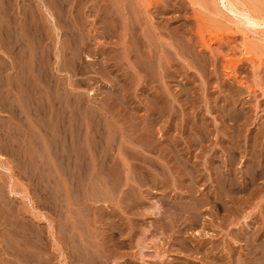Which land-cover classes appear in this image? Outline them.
<instances>
[{"label":"rangeland","instance_id":"obj_1","mask_svg":"<svg viewBox=\"0 0 264 264\" xmlns=\"http://www.w3.org/2000/svg\"><path fill=\"white\" fill-rule=\"evenodd\" d=\"M0 6V264H235L246 233L259 237L264 255V25L248 18L264 16V0H1ZM3 42L17 49L9 52ZM257 161L256 181L247 172ZM226 164L240 185L223 196L230 214L206 206L199 224L183 228L178 240L154 222L145 239L155 249L139 257L123 203H144L155 195L152 184L171 203L191 184L223 186ZM156 249L168 257L154 258ZM104 250L114 255L106 259Z\"/></svg>","mask_w":264,"mask_h":264},{"label":"bare ground","instance_id":"obj_2","mask_svg":"<svg viewBox=\"0 0 264 264\" xmlns=\"http://www.w3.org/2000/svg\"><path fill=\"white\" fill-rule=\"evenodd\" d=\"M61 1V0H60ZM0 2H1V0H0ZM4 2V1H3ZM6 2V1H5ZM8 2V1H7ZM122 3H123V1H122ZM3 4V3H2ZM229 4H231V6L233 7L234 6V4L233 3H229ZM5 5V4H4ZM3 6V5H2ZM12 6V5H11ZM1 7V6H0ZM4 7H6V6H4ZM8 7V6H7ZM14 7V6H13ZM61 7V6H60ZM255 8V7H254ZM1 9V8H0ZM97 9V8H96ZM212 9V8H211ZM237 9V8H236ZM239 9V8H238ZM104 10V9H103ZM233 10V9H232ZM0 11H4V9L3 10H0ZM12 11V10H11ZM15 11V10H14ZM235 11V10H234ZM233 11V12H234ZM241 11V10H240ZM261 11V10H260ZM7 12V11H6ZM232 12V11H231ZM235 12H239V11H235ZM248 12V11H247ZM246 12V13H247ZM250 12H252V11H250ZM249 12V13H250ZM241 13H243V9H242V11H241ZM260 13V12H259ZM2 14V13H1ZM257 14V13H256ZM262 14V13H261ZM8 15V14H7ZM240 15H242V14H240ZM244 15V14H243ZM258 15V14H257ZM9 16V15H8ZM78 16V15H77ZM249 16V15H248ZM2 17H5L4 15H2ZM10 17H12V16H10ZM9 18V17H8ZM245 19H246V17H244ZM250 20H251V23H252V25H254V26H258V28H259V26H262L263 27V25H264V16H262V15H258L257 17H251V16H249L248 17ZM247 18V19H248ZM2 19H4V18H2ZM6 20H7V18H5ZM4 19V20H5ZM12 19H14V18H12ZM235 20V19H234ZM241 19H240V17H239V21H240ZM14 21V20H13ZM12 21V22H13ZM16 21V20H15ZM237 21V20H236ZM235 21V22H236ZM1 22V21H0ZM7 22H9V21H7ZM234 22V23H235ZM241 22V21H240ZM245 22V21H244ZM243 23V22H242ZM14 24H15V22H14ZM239 24V23H238ZM2 25V24H1ZM7 25H9L8 23H7ZM15 25H17V24H15ZM240 25V24H239ZM3 26V25H2ZM1 26V27H2ZM5 26V25H4ZM33 26V25H32ZM9 27H12V25L11 26H9ZM245 27H246V25H245ZM262 27H260V28H262ZM14 28V27H13ZM23 28V27H22ZM29 28V27H28ZM32 28V27H31ZM34 28V27H33ZM259 28V29H260ZM264 28V27H263ZM2 29V28H1ZM5 29H6V27H5ZM246 29V28H245ZM248 29H252V28H248ZM255 29V28H254ZM3 30V29H2ZM10 30H12V28L11 29H9V31ZM35 30V29H34ZM257 31H261V30H258V29H256ZM256 30H255V32H256ZM6 31L7 32H9L7 29H6ZM16 31V30H15ZM31 31V30H30ZM74 31V30H73ZM264 31V30H263ZM3 32H5V31H3ZM11 32V31H10ZM12 32H13V30H12ZM19 32V31H18ZM23 32V31H22ZM253 32H254V30H253ZM253 32H251V33H253ZM262 32V31H261ZM21 33V32H20ZM3 34V33H2ZM5 34H6V32H5ZM14 34H16V32H14ZM13 34V35H14ZM37 34V33H36ZM8 35V34H7ZM32 35V34H31ZM6 36V35H5ZM9 36H10V33H9ZM15 36V35H14ZM145 36V35H144ZM8 37V36H7ZM19 37H20V34H19ZM1 38V37H0ZM3 38V40H5V42H6V39H4V37H2ZM125 38V37H124ZM10 39V38H9ZM12 39V38H11ZM10 39V42L8 43V44H10V43H12L11 40ZM14 39V38H13ZM16 39V38H15ZM2 40V41H3ZM39 40V39H38ZM15 41V40H14ZM37 41V40H36ZM0 42H1V40H0ZM5 42H3V43H5ZM17 42V41H16ZM26 43V42H25ZM2 44V43H1ZM1 44H0V46H1ZM8 44L6 45V43H5V46H7L8 47V50H9V46H8ZM14 44H16V43H14ZM35 44V43H34ZM12 45V44H11ZM21 45H23V44H21ZM38 45V44H37ZM18 46V45H17ZM16 46V47H17ZM11 47H14V46H10V50H9V52L10 51H12L14 48H12V50H11ZM21 48V47H20ZM23 48V47H22ZM25 48V47H24ZM37 48H39V47H37ZM17 48H15V50H16ZM2 50V49H1ZM0 50V51H1ZM5 50V49H4ZM21 50V49H20ZM22 51H23V49H22ZM24 51H25V49H24ZM23 51V52H24ZM2 52H3V50H2ZM6 52V51H5ZM34 52V51H33ZM37 52V51H36ZM11 54H12V52H11ZM19 54V53H18ZM23 54V53H22ZM130 54V53H129ZM7 54H5V56H6ZM3 56V55H2ZM4 56V57H5ZM23 56V55H22ZM43 56V55H42ZM7 57H9V56H7ZM11 57V56H10ZM21 57V56H20ZM28 57V56H27ZM0 58H2V57H0ZM6 58V57H5ZM15 58H17V57H15ZM4 59V58H3ZM147 59V58H146ZM163 59V58H162ZM1 60V59H0ZM17 60H18V58H17ZM22 61V60H21ZM29 61V60H28ZM38 61H39V59H38ZM166 61V60H165ZM18 62V61H17ZM30 62V61H29ZM191 62V61H190ZM19 63V62H18ZM40 63V62H39ZM3 64V63H2ZM5 64V63H4ZM8 64V63H7ZM21 64V63H20ZM19 64V65H20ZM22 64H24V63H22ZM28 64V63H27ZM26 64V65H27ZM165 64V63H164ZM0 65H1V63H0ZM39 65V64H38ZM190 65V64H189ZM257 65V64H256ZM260 65V64H259ZM18 66V65H17ZM24 66V65H23ZM31 66V65H30ZM19 67V66H18ZM134 67V66H133ZM138 67V66H137ZM163 67V66H162ZM4 68V67H3ZM2 68V69H3ZM8 68V67H7ZM20 68H21V66H20ZM30 68V67H29ZM33 70V69H32ZM6 72H7V70H5ZM23 71H24V69H23ZM22 71V72H23ZM35 72V71H34ZM2 73H0V75H1ZM32 74V73H31ZM3 75V74H2ZM22 75H23V73H22ZM34 75H36V74H33V76ZM32 76V77H33ZM0 77H2V76H0ZM23 77V76H22ZM3 78H4V76H3ZM23 78H25V77H23ZM44 78V77H43ZM42 78V79H43ZM2 79V78H1ZM35 79V78H34ZM46 79V78H45ZM3 80V79H2ZM23 80V79H22ZM21 80V81H22ZM20 81V82H21ZM35 81V80H34ZM150 81V80H149ZM6 82V81H5ZM14 82V81H13ZM23 82V81H22ZM138 82V81H137ZM10 82H8V84H9ZM23 85V84H22ZM24 86V88H25V86L26 85H23ZM23 86H21V87H23ZM159 86V85H158ZM0 87H2V86H0ZM29 87V86H28ZM27 87V88H28ZM39 87V86H38ZM2 88H4V87H2ZM30 89V88H29ZM35 89V88H34ZM10 91V90H9ZM35 91V90H34ZM1 92V91H0ZM29 92V91H28ZM44 92V91H43ZM32 93V92H31ZM35 93H36V91H35ZM35 93H34V95H35ZM92 94V93H91ZM33 95V94H32ZM33 95V96H34ZM5 98H7V97H5ZM40 98V97H39ZM35 102V101H34ZM33 102V103H34ZM32 103V104H33ZM6 104V103H5ZM11 105V104H10ZM10 105H9V107H10ZM39 106V105H38ZM29 107V106H28ZM11 108V107H10ZM27 108V107H26ZM32 108V107H31ZM15 109V108H14ZM9 110H11V109H9ZM33 110V109H32ZM39 110V109H38ZM5 111V110H4ZM19 111V110H18ZM159 111V110H158ZM20 112V111H19ZM38 112V111H37ZM11 113V112H10ZM223 114V113H222ZM22 115V114H21ZM66 115V114H65ZM31 116V115H30ZM34 116V115H33ZM239 116V115H238ZM53 117V116H52ZM94 117V116H93ZM65 118V117H64ZM99 118V117H98ZM226 118V117H225ZM16 120V119H15ZM228 120V119H227ZM18 121V120H17ZM2 122V121H1ZM91 123V122H90ZM93 124V123H92ZM97 124V123H96ZM91 126V125H90ZM202 126V125H201ZM38 127V126H37ZM143 127V126H142ZM228 127V126H227ZM100 128V127H99ZM229 128H231V127H229ZM94 129V128H93ZM95 131H96V129H95ZM99 131H100V129H99ZM193 131V130H192ZM191 132V131H190ZM189 131H188V134L190 133ZM43 133V132H42ZM192 134H193V132H192ZM193 135H195V134H193ZM145 136V135H144ZM200 136V135H199ZM204 136V135H203ZM233 136V135H232ZM18 137V136H17ZM191 137V136H190ZM195 137V136H194ZM198 137V136H197ZM196 137V138H197ZM97 138V137H96ZM141 138V137H140ZM202 138V137H201ZM230 139V138H229ZM233 139V138H232ZM236 139V138H235ZM203 140V139H202ZM199 141V140H198ZM138 142V141H137ZM130 143H132V142H130ZM199 143V142H198ZM92 144V143H91ZM36 145V144H35ZM137 145V144H136ZM100 146V145H99ZM133 146V145H132ZM135 146V145H134ZM141 146H142V144H141ZM139 147V146H138ZM144 147H145V145H144ZM143 147V148H144ZM64 148V147H63ZM141 148V147H140ZM226 148H228V147H226ZM145 149V148H144ZM171 149V148H170ZM57 150V149H56ZM224 150V149H223ZM230 151H231V148L229 149ZM226 151V150H225ZM234 151V150H233ZM133 152V151H132ZM261 152V151H260ZM138 153V152H137ZM228 153H230V152H228ZM236 153V152H235ZM257 153V152H256ZM133 154H135L134 152H133ZM140 153H138V155H139ZM173 154V153H172ZM178 154V153H177ZM260 154V153H259ZM258 154V155H259ZM262 155H264L263 154V152L261 153ZM227 155V154H226ZM228 155H231V153L230 154H228ZM237 155H238V153H237ZM255 155V154H254ZM83 156V155H82ZM128 156H129V154H128ZM141 156V155H140ZM212 156V155H211ZM210 156V157H211ZM137 157V156H136ZM175 157V156H174ZM178 157V156H177ZM228 157V156H227ZM236 157V156H235ZM240 157H242V155L240 156ZM239 157V158H240ZM259 157V156H258ZM130 158H132V157H130ZM229 158V157H228ZM237 158V157H236ZM243 158V157H242ZM254 157H252V159H253ZM184 159V158H183ZM188 159V158H187ZM223 159V158H222ZM129 160V159H128ZM135 160V159H134ZM147 160V159H146ZM177 160V159H176ZM179 160V159H178ZM233 160V159H232ZM244 160V159H243ZM251 160V159H250ZM140 161V160H139ZM142 161V160H141ZM185 161V160H184ZM213 161V160H212ZM211 161V162H212ZM234 161H235V159L233 160V163H234ZM239 161V160H238ZM252 161V160H251ZM254 161L255 160H253V163H254ZM125 162V161H124ZM127 162V161H126ZM132 162V161H131ZM147 162V161H146ZM193 162V161H192ZM191 162V163H192ZM211 162H210V164H211ZM258 163L256 164V162H255V166L253 167V170H252V168H251V171H249V169H248V172H247V174L248 175H250V177H249V179L251 178V179H255V177L258 175V172L256 171L257 169L256 168H258L260 165H261V160H260V162L259 161H257ZM130 163V162H129ZM226 163V162H225ZM240 163V162H239ZM252 163V164H253ZM85 164V163H84ZM96 164V163H95ZM125 164V163H124ZM132 164H134V163H132ZM219 164V163H218ZM249 164V163H248ZM264 164V163H263ZM216 165H217V163H216ZM229 165H232L231 163L229 164ZM229 165L228 164H226V165H223L222 166V168H223V170H222V179H224L223 180V183H221V182H218V184L219 183H221V184H223V186L221 185L220 187H219V185H217L218 187H213V185L211 186H209V187H207V189H205V188H202V189H197L195 186H194V184L192 185H188V186H186V190L185 191H183V192H181L180 194H175L176 196H175V201H173V202H175V203H171L170 202V198H168L167 199V191H163V190H159L160 188H159V186L158 185H154V184H152V186L150 187L151 189H153L154 190V192H155V195H148L147 197H146V201L143 203L141 200H133V198H132V200L130 201V205H127V206H125V202L123 203V205H124V207L122 208V213L123 214H125L126 215V217H127V219H129V224H130V230H131V233H132V235H134L135 236V238H137V240H134V241H137V246L139 247L138 249H139V251H140V253H139V257H141L143 260H146L147 259V254L144 252V249H155V248H152V246H150L149 245V243H147V241H146V239H145V237H146V235H145V233L147 232V231H149V229H151L150 227L151 226H153L154 225V222H158V224L160 225V227H161V232H164V230L166 231V229H168L169 230V228H170V232H172V234H174L175 233V237L177 238V240H178V235H180L182 232H183V228H185V227H189V228H193L194 226H196V225H198L199 224V220L201 219L200 217V212H202V209L204 208V207H215L218 211L219 210H223V211H227V212H229V208H231V207H228V204H226V202H224L223 201V196H224V194H229L230 192H234V191H236V190H234L235 189V187H236V185L238 184L239 185V183H238V181H237V179H234L233 177H231V175H232V172H231V174H230V172H228L227 170L230 168V167H232L233 168V166L234 165H232V166H230L229 167ZM238 165V164H237ZM240 165H242V164H240ZM239 165V166H240ZM143 166V165H142ZM221 166V165H220ZM262 166V165H261ZM264 166V165H263ZM136 167V166H135ZM152 167V166H151ZM159 166H157V168H158ZM244 167H246V166H244ZM251 167V166H250ZM132 168V167H131ZM139 168V167H138ZM155 168V167H154ZM162 168V167H161ZM188 168V170H189V172H187L188 173V175H191V176H193V174H195V173H193L194 171V169L192 170V168H190L189 167V164H186V169ZM195 168V167H194ZM205 168V167H204ZM221 168V169H222ZM239 168V167H238ZM237 168V169H238ZM133 169H134V167H133ZM143 169V168H142ZM145 169V168H144ZM142 170V171H145V170ZM156 169V168H155ZM158 169H160V168H158ZM163 169V168H162ZM177 169V168H176ZM176 169H174V170H176ZM197 169V168H196ZM214 169H216L215 167H214ZM241 169V168H240ZM244 169V168H243ZM8 170V169H7ZM130 170V168L128 169V172H130L129 171ZM134 170H137V168L136 169H134ZM134 170H132V173H133V171ZM147 170H149V169H147ZM161 170V169H160ZM172 170V169H171ZM188 170H186V171H188ZM204 170V169H203ZM218 170H219V168H218ZM234 170V169H233ZM242 170V169H241ZM262 170H263V168H262ZM127 171V170H126ZM138 171V170H137ZM140 171V170H139ZM155 171V170H154ZM163 171L165 172V170L163 169ZM166 171H168V170H166ZM182 171V170H181ZM186 171L184 172V173H186ZM207 171V170H206ZM216 171V170H215ZM221 171V170H220ZM227 171V172H226ZM234 171H236V170H234ZM85 172V171H84ZM158 172V171H157ZM162 172V171H161ZM173 172V171H172ZM175 172V171H174ZM219 172V171H218ZM242 172V171H241ZM241 172H240V174H241ZM263 173H264V171H262ZM136 173V172H135ZM143 173V172H142ZM171 173V172H170ZM175 173H177V171L175 172ZM183 173V172H182ZM202 173V172H201ZM211 173V172H210ZM220 173V174H221ZM235 173V172H234ZM218 174V173H217ZM245 174V173H244ZM126 175V174H125ZM187 175V176H188ZM219 175V174H218ZM218 175H216V176H218ZM129 176V175H128ZM137 176H138V174H137ZM143 176V175H142ZM181 176H183L182 174H181ZM191 176H188V179H190V177ZM219 176H221V175H219ZM239 176V175H238ZM243 177H244V175H242ZM259 176H260V179L262 178V175H260L259 174ZM134 177V176H133ZM149 177H150V175H149ZM165 177V176H164ZM184 177V176H183ZM182 177V178H183ZM241 177V176H240ZM130 178V177H129ZM141 178V177H140ZM139 178V179H140ZM143 178V177H142ZM142 178H141V180H142ZM210 178V177H209ZM125 179V178H124ZM127 179V178H126ZM152 179H154V178H152ZM155 179H157V178H155ZM169 179V178H168ZM172 179V178H171ZM173 179H174V177H173ZM184 179V178H183ZM194 179H196V178H194ZM217 179H220V178H218L217 177ZM240 179V178H239ZM246 179V178H245ZM249 179H248V181H249ZM257 179H258V177H257ZM121 180V179H120ZM119 180V181H120ZM205 180V179H204ZM209 180V179H208ZM221 180V179H220ZM256 180V179H255ZM133 181H134V179H133ZM140 181V180H139ZM241 181H244V180H241ZM253 181V180H252ZM251 181V182H252ZM257 181V180H256ZM147 182H149V181H147ZM175 182V181H174ZM176 182H177V180H176ZM179 182V181H178ZM189 182V181H188ZM191 182H193V181H191ZM195 182V181H194ZM196 182H198V180L196 181ZM245 182V181H244ZM250 182V181H249ZM250 182V183H251ZM112 183V182H111ZM110 183V184H111ZM142 183H144V182H142ZM182 183V182H181ZM203 183V182H202ZM211 183V182H210ZM129 184V183H128ZM137 184V183H136ZM136 184H135V186H136ZM138 184H140V182L138 183ZM145 184V183H144ZM147 184V183H146ZM145 184V185H146ZM178 184V183H177ZM179 184H180V182H179ZM183 184V183H182ZM199 184V183H198ZM243 183H241V185H242ZM248 184V183H247ZM255 184H256V182H255ZM254 184V185H255ZM260 183H258V184H256V185H259ZM160 185V184H159ZM167 184H165V187H167L166 186ZM171 185V184H170ZM175 185V184H174ZM181 185V184H180ZM119 186V185H118ZM125 186V185H124ZM138 187H139V185H137ZM183 186V185H182ZM208 186V185H207ZM240 186V185H239ZM248 186V185H247ZM249 186H250V184H249ZM99 187V186H98ZM143 187V186H142ZM145 187H147V186H145ZM260 187V186H259ZM120 188H121V186H120ZM123 188V187H122ZM121 188V189H122ZM141 188V187H140ZM144 188V187H143ZM148 188V187H147ZM169 188V187H168ZM173 188H176V187H173ZM238 188L239 187H237V190H238ZM249 188V187H248ZM256 188V187H255ZM240 189V188H239ZM257 189H258V186H257ZM172 190V189H171ZM242 190V189H241ZM246 190V189H245ZM120 191H122V190H120ZM143 191V190H142ZM175 191V190H174ZM177 191V190H176ZM240 191V190H239ZM247 191V190H246ZM254 191V190H253ZM258 191V190H257ZM13 192V191H12ZM123 192V191H122ZM151 192H153V191H151ZM172 192V191H171ZM180 192V191H179ZM224 192V193H223ZM241 192V191H240ZM244 192V191H243ZM250 192V191H249ZM252 192V191H251ZM255 192V191H254ZM254 192H252V193H254ZM126 193H129L128 191L126 192ZM136 193V192H135ZM145 193V192H144ZM177 193V192H176ZM237 193V192H236ZM226 194V195H227ZM235 194V193H234ZM147 195V194H146ZM256 195V194H255ZM128 196V195H127ZM136 196V195H135ZM228 196V195H227ZM226 196V197H227ZM233 196H235V195H233ZM237 196L238 195H236V198H237ZM212 197H214V199H212ZM229 197V196H228ZM126 198V197H125ZM144 198V197H143ZM141 199V198H140ZM229 199V198H228ZM239 199V198H238ZM94 200V199H93ZM98 200V199H97ZM143 200H145V199H143ZM241 200V199H240ZM109 201V200H108ZM129 201V200H128ZM229 201H230V203H231V200L229 199ZM239 201V200H238ZM257 201V200H256ZM95 202V201H94ZM98 202V201H97ZM115 202V201H114ZM119 202V201H118ZM234 202V201H233ZM129 203V202H128ZM152 204L151 205V207H148L147 205L148 204ZM121 204V203H120ZM127 204V203H126ZM233 204V203H232ZM235 204H236V202H235ZM238 204H240V203H238ZM230 205V204H229ZM255 205V204H254ZM256 206V205H255ZM118 207H119V205H118ZM206 207V208H207ZM210 207V208H211ZM234 207V206H233ZM232 207V208H233ZM240 208H242L241 206H239ZM238 207V208H239ZM3 209V208H2ZM83 209V208H82ZM215 209V210H216ZM236 209V208H235ZM234 209V210H235ZM217 210H216V212H217ZM232 210V209H231ZM237 210V209H236ZM249 210V209H248ZM222 211V212H223ZM233 211V210H232ZM220 212V211H219ZM218 212V213H219ZM234 212V211H233ZM232 212V213H233ZM237 212H238V210H237ZM240 212V211H239ZM247 212V211H246ZM89 213V212H88ZM98 213V212H97ZM204 213V212H203ZM224 213V212H223ZM241 213V212H240ZM240 213H239V215H240ZM100 214V213H99ZM216 214V213H215ZM228 214V213H227ZM229 214H230V212H229ZM249 214V213H248ZM107 215V214H106ZM232 215H234V214H232ZM236 215H237V213H236ZM108 216V215H107ZM119 216V215H118ZM134 216H141L142 217V219L141 220H138V221H136V220H133L134 219ZM217 216V215H216ZM218 216H221L220 214H218ZM228 216V215H227ZM230 216V215H229ZM228 216V217H229ZM242 216H243V218H244V223H245V218H246V215H245V213L244 214H242ZM88 217V216H87ZM95 217V216H94ZM103 217H104V215H103ZM109 217H110V215H109ZM114 217V216H113ZM113 217H112V219H113ZM106 218V217H105ZM119 218L121 219V216H119ZM225 218H226V216H225ZM234 218H236V216L234 217ZM238 218V217H237ZM239 219V218H238ZM230 220V219H229ZM124 221V220H123ZM228 221V220H227ZM240 221V220H239ZM242 221V220H241ZM112 222V221H111ZM201 222V221H200ZM218 222V221H217ZM205 223V222H204ZM219 223V222H218ZM221 223V222H220ZM232 223H234V221H233V219H232ZM232 223H229L228 224V222H227V224L228 225H230L231 226V224ZM91 224H92V222H91ZM109 224V223H108ZM237 224H239V223H236V225L235 226H237ZM89 225V224H88ZM223 225V224H222ZM221 225V226H222ZM240 225V224H239ZM106 226V225H105ZM108 226V225H107ZM220 226V227H221ZM241 226V225H240ZM242 226H243V224H242ZM77 227V226H76ZM97 227V226H96ZM110 227V226H109ZM112 227V226H111ZM201 227V226H200ZM205 227H206V225H205ZM204 227V228H205ZM234 227V226H233ZM78 228V227H77ZM94 228V227H93ZM125 228V227H124ZM123 228V229H124ZM126 228H129V226L128 227H126ZM126 228H125V231H127L126 230ZM154 228V227H153ZM202 228V227H201ZM219 228V227H218ZM222 228V227H221ZM221 228H220V230H221ZM227 228V227H226ZM96 229V228H95ZM110 229V228H109ZM118 229V228H117ZM120 229V228H119ZM122 229V228H121ZM224 229V227L222 228V230ZM235 229V228H234ZM233 229V230H234ZM81 230V229H80ZM83 230V229H82ZM93 230V229H92ZM97 230V229H96ZM99 230V229H98ZM112 230V229H111ZM157 230V229H156ZM159 230V229H158ZM185 230V229H184ZM204 229H202V231H203ZM246 230V229H245ZM86 231V230H85ZM124 231V232H125ZM187 231V230H186ZM186 231H184V232H186ZM217 231H218V229H217ZM225 231V230H224ZM230 231V230H229ZM228 231V233H230ZM240 231H241V229H240ZM24 232V231H23ZM83 232H84V230H83ZM100 232V231H99ZM103 232V231H102ZM107 232V231H106ZM106 232H103V233H106ZM120 232V231H119ZM151 232V231H150ZM153 232V231H152ZM157 232V231H156ZM169 232V231H168ZM170 232H169V234H170ZM183 232V233H184ZM234 232V231H233ZM243 232H244V230H243ZM97 233V232H96ZM95 233V234H96ZM109 233V232H108ZM113 233V232H112ZM116 233V232H115ZM148 233V232H147ZM146 233V234H147ZM166 233V232H165ZM205 233H207V232H205ZM208 233H210V232H208ZM219 233H220V231H219ZM225 233V232H224ZM246 233V232H245ZM89 234V233H88ZM107 234V233H106ZM114 234V233H113ZM125 234V233H124ZM129 234H130V232H129ZM128 234V235H129ZM153 234V233H152ZM156 234V233H155ZM171 234V235H172ZM193 234L194 235H197V236H199L198 234H200V230H198V229H195L194 231H193ZM192 234V235H193ZM201 234H203V233H201ZM212 234H214V233H212ZM217 234V233H216ZM234 234V233H233ZM244 234V233H243ZM258 234V233H257ZM92 235V234H91ZM145 235V236H144ZM148 235V234H147ZM162 235H164V234H162ZM189 235V234H188ZM235 235H236V233H235ZM254 235V234H253ZM89 236H90V234H89ZM102 236V235H101ZM123 236V235H122ZM154 236V235H153ZM159 236V235H158ZM173 236V235H172ZM185 236H187V234L185 235ZM197 236H195V237H197ZM202 236V235H201ZM204 236H206V235H204ZM210 236H211V234H210ZM220 236V235H219ZM223 236H225V235H223ZM232 236V235H231ZM237 236H239V235H237ZM236 236V237H237ZM243 237H244V240L243 241H245V242H243V243H245V246H244V252L243 253H241L242 254V257L239 259V256L238 255H236L235 254V252H234V256L236 255V256H238V259H237V261H239V263L238 262H236L237 264H264V255L263 254H261V251L263 250V249H261V246H262V244H261V246H260V243H261V241L259 240L258 241V239H259V237L258 236H256V235H254V236H256V237H254V238H252L253 236L252 235H250V236H252V237H250V236H248V234L246 233L245 235H242ZM82 237H85V236H82ZM150 237H151V235H150ZM183 237V236H182ZM241 237V236H240ZM32 238V237H31ZM106 238V237H105ZM109 238V237H108ZM120 238V237H119ZM147 238V237H146ZM160 238V237H159ZM180 238V237H179ZM184 238V237H183ZM208 238V237H207ZM213 238V237H212ZM233 238V237H232ZM237 238H239V237H237ZM112 239V238H111ZM126 239H127V237H126ZM133 239V238H132ZM215 239V238H214ZM225 239V238H224ZM223 239V240H224ZM263 239V238H262ZM110 240V239H109ZM128 240V239H127ZM126 240V241H127ZM160 240V239H159ZM182 240V239H181ZM217 240V239H216ZM220 240V239H219ZM219 240H217V241H219ZM226 240H228V239H226ZM233 240V243L236 245V243H237V240H235V239H232ZM240 240V239H239ZM107 241V240H106ZM185 241V240H184ZM186 241H187V238H186ZM263 241V240H262ZM113 242V241H112ZM189 242V241H188ZM202 242L204 243V240H202ZM214 241H212V243H213ZM221 242V241H220ZM230 242V241H229ZM125 243V242H124ZM123 243V244H124ZM247 243V244H246ZM46 244V243H45ZM126 244V243H125ZM181 244V243H180ZM183 244V243H182ZM115 245V244H114ZM122 245V244H121ZM128 245V244H127ZM132 245V244H131ZM188 245H189V243H188ZM201 245V244H200ZM225 245V244H224ZM237 245H239V244H237ZM247 245V246H246ZM43 246V245H42ZM41 246V247H42ZM45 246V245H44ZM47 246V245H46ZM43 247V248H47L48 249V246L47 247ZM119 246V245H118ZM130 246V245H129ZM137 246H135V247H137ZM162 246V245H161ZM178 246V245H177ZM183 246V245H182ZM230 246V245H229ZM240 246V245H239ZM97 247V246H96ZM99 247V246H98ZM97 247V248H98ZM117 247V246H116ZM120 247V246H119ZM132 247V246H131ZM185 247V246H184ZM200 247V246H199ZM212 247H213V245H212ZM223 247V246H222ZM233 247V246H232ZM232 247H228L227 246V248H232ZM168 248V247H167ZM202 248V247H201ZM235 248V247H234ZM240 248V247H239ZM239 248H237V249H239ZM262 248H263V246H262ZM38 249V248H37ZM42 249V248H41ZM47 249H46V252H47ZM121 249V248H120ZM125 249V248H124ZM132 249H134V247L132 248ZM162 249V248H161ZM164 249V248H163ZM175 249V248H174ZM177 249V248H176ZM180 249V248H179ZM190 249V248H189ZM236 249V250H237ZM34 250V249H33ZM166 250V249H165ZM191 250V249H190ZM220 250V249H219ZM226 250H228V249H226ZM235 250V249H234ZM41 251H43V250H41ZM49 251V250H48ZM96 251V250H95ZM95 251H94V253H95ZM130 252H131V250H129ZM180 251V250H179ZM192 251V250H191ZM222 251V250H221ZM231 251V250H230ZM229 250H228V252H230ZM240 251V250H239ZM39 252V251H38ZM44 252V251H43ZM104 252H105V254H103L104 255V257L106 258V259H108V258H110V257H112L113 255H114V253H112L110 250L108 251V250H104ZM155 252H156V254H154V258H161V259H163V257H168V255L166 254V252H160L159 250H155ZM220 252V251H219ZM226 252V251H225ZM241 252V251H240ZM2 253V252H1ZM41 253L42 252H40V255H41ZM50 253V252H49ZM194 253V252H193ZM221 253V252H220ZM237 253V252H236ZM42 254H44V253H42ZM99 254L101 255L102 253H100L99 252ZM137 254H138V251H137ZM153 254V253H152ZM169 254V253H168ZM170 254H172V253H170ZM177 254V253H176ZM184 254H186V253H184ZM227 254V253H226ZM229 254H231V253H229ZM39 255V254H38ZM91 255V254H90ZM96 255V254H95ZM263 255V256H262ZM15 256V255H14ZM27 256V255H26ZM29 256H31V255H29ZM47 256V255H46ZM98 255H96L95 257H97ZM120 256V255H119ZM43 257V256H42ZM94 257V256H93ZM138 257V256H137ZM226 257V256H225ZM231 257V256H230ZM229 257V258H230ZM49 258V257H48ZM150 258V257H149ZM176 258V257H175ZM227 258V257H226ZM33 259V258H32ZM37 259V258H36ZM41 259V258H40ZM50 259V258H49ZM91 259V258H90ZM97 259V258H96ZM103 258H101V260H102ZM169 259V258H168ZM173 259V258H172ZM177 259V258H176ZM178 259H179V257H178ZM223 259V258H222ZM19 260V259H18ZM34 260V259H33ZM32 260V261H33ZM42 260V259H41ZM48 260V259H47ZM225 260V259H224ZM227 260V259H226ZM230 260V259H229ZM28 261H29V259H28ZM50 261V260H49ZM87 261V260H86ZM97 261H99V260H97ZM157 261V260H156ZM159 261V260H158ZM157 261V262H158ZM161 261V260H160ZM167 261H169V260H167ZM166 261V262H167ZM181 262H183L182 260H180ZM25 262H26V260H25ZM30 262H31V260H30ZM38 262H40L41 263V261H38ZM88 262V261H87ZM90 262V261H89ZM112 262V261H111ZM142 262V261H141ZM155 262V261H154ZM171 262V261H170ZM169 262V263H170ZM216 262V261H215ZM29 263V262H28ZM32 263V262H31ZM34 263V262H33ZM50 263V262H49ZM61 263V262H60ZM77 263V262H76ZM92 263V262H91ZM94 263V262H93ZM160 263H162V261L160 262ZM229 263V262H228ZM227 263V264H228ZM230 263H232V262H230ZM235 263V264H236ZM22 264V263H21ZM30 264V263H29ZM47 264V263H46ZM52 264V263H51ZM58 264V263H57ZM62 264V263H61ZM79 264V263H78ZM89 264V263H88ZM95 264V263H94ZM99 264H101V263H99ZM137 264V263H136ZM140 264V263H139ZM151 264V263H150ZM185 264V263H184ZM216 264V263H215ZM220 264V263H219ZM221 264H222V262H221Z\"/></svg>","mask_w":264,"mask_h":264}]
</instances>
